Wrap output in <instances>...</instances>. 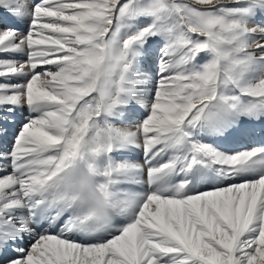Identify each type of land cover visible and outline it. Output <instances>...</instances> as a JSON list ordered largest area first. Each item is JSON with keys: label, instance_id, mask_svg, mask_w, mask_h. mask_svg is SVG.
Listing matches in <instances>:
<instances>
[{"label": "snow or ice", "instance_id": "snow-or-ice-1", "mask_svg": "<svg viewBox=\"0 0 264 264\" xmlns=\"http://www.w3.org/2000/svg\"><path fill=\"white\" fill-rule=\"evenodd\" d=\"M0 264H264V0H0Z\"/></svg>", "mask_w": 264, "mask_h": 264}]
</instances>
